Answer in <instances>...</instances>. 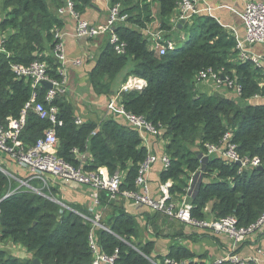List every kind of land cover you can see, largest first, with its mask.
Segmentation results:
<instances>
[{
  "label": "trees",
  "instance_id": "16d2710c",
  "mask_svg": "<svg viewBox=\"0 0 264 264\" xmlns=\"http://www.w3.org/2000/svg\"><path fill=\"white\" fill-rule=\"evenodd\" d=\"M73 1L79 13L90 3V0ZM155 2H159L158 16L165 38L171 40L181 32L185 34L182 47L165 55L151 50L142 32L154 19ZM177 2L112 0V4L121 3L123 13L129 15V25L115 29L127 43V52L117 54L106 37L89 81L96 94L109 97L115 91L113 83L126 68L129 72L125 81L131 76L145 79L148 83L145 89L121 92L120 96L129 112L160 125L162 138L169 141L165 154L170 157L171 165L160 173L161 183L173 181L170 193L178 200L186 194L188 185L183 177L187 172L198 174L190 196L192 217L218 220L235 216L239 226L247 227L264 214V169L252 167L240 171L238 164L203 155L207 144L220 145L225 133L231 130L239 154L250 159L260 158L264 168V105L248 103L255 94L264 95V88L259 86L262 76L252 63L237 60L234 36L214 17L195 15L183 23L182 29L174 27L171 19ZM52 3L56 12L50 8ZM2 5L6 15L0 21V34L4 35L1 36L4 52L0 53V125L9 117L18 118L34 93L31 81L17 79L11 64L30 65L40 60L47 63L48 74L58 78L52 31L64 25L58 17V8L64 5V0H3ZM44 43L49 44L50 54L43 55ZM209 67L242 86L243 94L238 101L198 90L195 78L200 70ZM47 90L44 85L35 91L38 101L44 100ZM65 98L55 100L59 120L63 122L55 126L58 155L79 166L80 158L73 153V149H78L87 156L85 170L104 167L110 174L125 172L122 189H135L139 165L148 155L140 134L114 118L106 119L101 125L94 121L78 125L74 107ZM51 126L50 121L40 119L29 110L21 137L24 144L33 146ZM196 142L198 151L189 147ZM32 184L41 186L37 181ZM11 188L10 179L0 170V199ZM58 190L45 189V193L49 191L48 195L65 203L67 208L27 189L18 190L1 201L0 242L21 245L31 256L19 258L7 249H0V264H34L35 259L39 264H92L91 232L105 253L112 254L119 249L116 264H153L151 260L160 264H167V260L176 264H208L204 255H195L177 244L170 246L165 256L155 255L156 241L137 240L140 222L126 210L125 200H111L101 191L99 205L91 211L87 206L64 201ZM98 213L102 227L94 223ZM154 214L148 216L150 227H156L159 219L164 225L172 220L160 212Z\"/></svg>",
  "mask_w": 264,
  "mask_h": 264
},
{
  "label": "built area",
  "instance_id": "2783aa9c",
  "mask_svg": "<svg viewBox=\"0 0 264 264\" xmlns=\"http://www.w3.org/2000/svg\"><path fill=\"white\" fill-rule=\"evenodd\" d=\"M151 1V0H150ZM121 3L113 4L110 7V14L105 25L95 26L85 20L81 13L75 8L73 0H64V5L59 8L58 15L69 14L76 22L75 35L78 38L94 39L100 36L108 38L110 45L114 51L123 55L127 52V43L120 38L115 32L118 26H126L129 15L123 13ZM206 14L214 17L213 8L209 5H204L202 0H178L177 8L171 23L174 27L179 26L182 22L192 19L195 15ZM219 24L230 31L236 41L237 60L246 63L250 62L253 68L258 70L262 76L259 83L260 87L264 88V1H248L240 15L244 33L238 30L237 27L229 24H224L214 17ZM54 48L53 54L58 61L57 69L58 78H53L48 74V65L46 62L35 60L30 65L11 64L13 74L17 79H27L31 81V86L34 93L30 102L23 108L21 115L18 118L9 117L5 124L0 125V153L5 154L10 159L15 161V164L28 172L29 176L26 179H17L8 171H1L9 178L18 180L23 187H28L35 193L45 196L43 191L50 190L51 180H56L62 187L78 189L79 187H88L91 189L93 207L91 211L99 205L100 192L105 191L111 200H125V203L130 204L135 208H147L153 212H160L173 220L180 221L187 226L212 231L218 235L228 237L235 248L224 257L216 259L208 264H264V251L259 249L255 256L244 257L236 252V246L245 241L249 236L264 232V214L250 226H239L235 216H227L218 220H196L192 217V204L190 196L194 192L193 184H190L186 189V194L179 196V199H173L170 188L173 181L168 180L160 186L159 198H153L149 187V174L153 167L159 163L163 170L171 165V159L167 154L158 155L149 151L146 159L139 165V171L135 180V189H122V184L125 179V172L117 171L110 174L104 167L97 170H85L83 160L86 159L85 154H81L78 149H73V153L80 158V165L75 166L58 155L59 138L55 129L56 125H62L59 120V108L55 104L58 97L66 96L68 93V74H67V57L65 47L66 33L60 29H53ZM184 40V36H183ZM151 45L152 49L159 51L160 55H165L170 51L177 49L175 40L165 38V32L160 29L153 34ZM4 39L0 40V53L4 52ZM261 46L262 50L257 51L256 47ZM75 65L82 64L81 60H76ZM44 83L51 84L44 95L43 101H38V88L44 86ZM196 86L200 84L214 85V91L223 89V97H228L234 100H239L242 97V86L234 79L225 77L222 72H216L209 67L198 72L195 78ZM147 81L143 78L131 76L128 82L123 86L121 92L140 91L147 87ZM121 92L111 98L108 104V111L119 116L124 120L125 124L133 130L137 131L143 144L148 143V138H158L162 136L161 126L154 125L144 116H140L129 112L121 101ZM233 96H227L228 93ZM217 94V93H216ZM264 95L255 94L248 100L249 104H259ZM32 110L40 119L48 120L53 125L52 128L46 130L42 137L37 139L33 146H26L22 140V133L26 126L27 113ZM76 123L82 124L81 119H77ZM207 157L217 156L224 159L227 163L238 164L241 162L242 171L245 168H258L261 165V160L258 157L252 159L243 157L237 150V145L233 142V132L228 130L220 145L207 144ZM37 181L40 183V188H35L32 183ZM12 193L7 194L3 199L9 197ZM47 197V196H46ZM48 199L53 200L51 197ZM3 199H0V203ZM55 202H59L55 198ZM61 203V202H60ZM67 208L66 205H62ZM1 213V210H0ZM101 214L95 215L94 223L100 225ZM90 249L93 255L92 264H116L119 258V249L114 253L107 254L99 246L96 236L93 232L89 235ZM11 249L23 251L27 253L25 247L16 245L12 242H0V249ZM15 257H18L17 255ZM167 264H176L173 261L167 260Z\"/></svg>",
  "mask_w": 264,
  "mask_h": 264
},
{
  "label": "crops",
  "instance_id": "0c3cea01",
  "mask_svg": "<svg viewBox=\"0 0 264 264\" xmlns=\"http://www.w3.org/2000/svg\"><path fill=\"white\" fill-rule=\"evenodd\" d=\"M2 1L0 0V15H1V7ZM248 1H264V0H202L204 5H209L213 8L214 17L218 18L220 22L224 24L233 25L238 28L241 34L244 33V28L242 26V21L240 15L244 9L245 4ZM112 0H90V3L85 6V10L81 13L82 17L90 22L92 25L101 26L105 25L108 21L110 14V7L112 6ZM53 12H56L55 4H51L50 6ZM59 9V8H58ZM153 10V21L148 23L146 29H142V32L149 42V48L152 49L151 43L153 34L158 32L160 28V19L158 16L159 11V2H155L152 7ZM58 17L63 21L64 25L61 28L65 33V47H66V57H67V74H68V96L67 102L71 103L74 107V113L82 114L83 116H90L94 121L101 122L108 118H114L119 123L125 124L124 120H122L119 116L108 111V104L112 97L117 96L123 86L120 89V92L116 93L113 96L106 97L104 95H98L94 92L91 83L89 81V75L91 71L94 69L97 63V58L100 56L101 50L105 44V36H100L94 39H86V38H78L75 35V27L76 22L69 14L58 15ZM132 26V25H130ZM135 28L137 26L134 25ZM181 35L184 36L182 32ZM46 54H50V46L49 44L45 46ZM257 51L262 50L261 46L256 47ZM76 60H81L82 64L77 66L74 64ZM130 78V77H129ZM128 78V80H129ZM119 80V79H117ZM127 80V82H128ZM126 82V83H127ZM119 83V82H118ZM113 88V86H112ZM227 96H233L232 93H228ZM252 105H264V98L260 100L259 104L252 103ZM157 138L149 137L148 143L144 144L148 150H155L157 145H155V140ZM159 149L164 152L163 147H159ZM162 152H158L157 154L161 155ZM5 159V155L0 153V164L5 165L7 169L15 174L16 176H23L25 172L21 170L19 167L16 168L9 167L10 163ZM162 165L157 163L151 173L149 174V187L150 193L153 198H159L160 196V173L162 172ZM50 190L59 189L58 192L63 196V200L65 201L66 197H70L71 202L81 205L87 206L90 209L93 207V199L91 189L88 187H79L78 189H70L65 188L60 185V183L56 180H51ZM68 195V196H66ZM67 200V199H66ZM65 205L62 201H59ZM126 210L137 216L138 221L143 219L142 213L147 210V208H135L131 207L130 204L125 203ZM209 210V209H208ZM148 211V210H147ZM153 212V211H152ZM170 226H175V224L181 225L179 222L169 220ZM151 228V227H150ZM200 230V229H199ZM223 238L227 239L224 241L222 239V245L217 242H212L211 251L214 256H209L207 258V263H212L216 259L224 257L228 253H230L234 248V244L232 241L224 236ZM220 237V236H219ZM151 240L156 241V246L161 253L160 255H166L168 252L167 246L170 242H159L156 238H151ZM172 246V245H171ZM166 247V248H165ZM162 250H161V249ZM262 249L264 251V232H259L249 236L245 241L238 244L236 246V252L240 253L244 257L255 256L257 251ZM164 250V253H162ZM200 255H203L204 252H198ZM158 255V254H157ZM153 264H160V261L151 260Z\"/></svg>",
  "mask_w": 264,
  "mask_h": 264
},
{
  "label": "rangeland",
  "instance_id": "374dc122",
  "mask_svg": "<svg viewBox=\"0 0 264 264\" xmlns=\"http://www.w3.org/2000/svg\"><path fill=\"white\" fill-rule=\"evenodd\" d=\"M5 12L6 11L3 10V5H2V7H1L0 21L5 17V15H6ZM1 36H4V35H1L0 34V40L2 39ZM182 36L183 35L180 34L179 36H174L173 38H171V40H175V43H176L177 48L182 47V45L184 43V40H183V37ZM44 45L46 46L48 44L47 43H44ZM43 55H47L46 54V50L43 53ZM98 58H99V56H98ZM131 66H132V63H131ZM128 72H129V68H126L125 70H123L121 72V74L118 76V79L119 80H116V82L113 83L112 86H113V88L115 90L114 91V95L116 93L120 92L121 87L126 84V82H127L128 79L125 81V78H126V75L128 74ZM197 88H198V90L200 92L207 93V94H216V93H217V95L224 94V90L223 89L218 90L217 92L214 91V85H212V84L211 85L200 84V85L197 86ZM67 98H68V96H66V98H65L66 101L68 100ZM75 117H76V120L77 119H81L82 122L94 121L90 116H83L80 113H78V114L76 113L75 114ZM104 121L105 120H103L101 122H98L97 121V123L99 125H101ZM94 122H96V121H94ZM52 127L53 126H51L50 128H52ZM168 143H169L168 140L163 139L162 136H159L155 140V145H157L158 147H156L155 150L153 149V151H151V150L150 151L153 152V153H155V154H157L158 152L160 153L162 151L159 149V147L162 146L163 149H164V152H162V153H165L166 147H167V144ZM189 147L192 148L194 151H198L199 150V144H198V142H196L195 144H189ZM205 155H206V152L204 153L203 156H205ZM5 159L8 161L7 163H10L9 167H11L13 169L16 168L17 165L15 164V161H13L12 159H10L6 155H5ZM83 163H84V160H83ZM0 168L8 171L13 176H15L17 179H26L29 176L28 172L25 171V170H23V169H21V168L20 169L25 172V174L23 176H16L12 172H10L7 169V167H5V165H1L0 164ZM199 175H200V173H199ZM196 176H198V174L196 175V173H189V172H187L186 176L183 177V179L188 184L187 187L190 184H194L195 183ZM212 178H214V176H212ZM9 179H10V181L12 183V186H13V188H11V189H13V190H11L10 192H8L7 194H9V193H12L13 194L14 192H16L18 190H21V189H27V190L33 191L30 188H28V187L21 186L20 182L18 180H16V179H14V178H9ZM32 186L35 187V188H39V187H36V185H33V184H32ZM43 193L45 194V196H43V197H46V196L47 197H51L53 199V201H55V198L54 197L48 195L49 194V191H47V193H45V190H44ZM5 196H3V198ZM66 196H68V195H66ZM60 197L63 198V196H61V193H60ZM3 198H1V199H3ZM66 199H65V201H67L68 203L76 205L75 203L71 202L70 197L69 198L66 197ZM145 209H146V207H145ZM147 210L142 213L143 219H140L139 238L137 239L138 241L146 242L147 240H150L151 238H156V240H159V242H161V243L162 242H165V243L166 242H170L168 244L169 246H167L168 249L170 248L171 245L177 244V245H181V246L186 247L187 249H189L191 252H193L195 255H198V256L200 255L198 252H201L202 251V252H204L203 255L206 258H208L209 256H214L212 254L211 249H210L211 248L210 246H211L212 242H217L218 244H221L222 245L223 244L222 243V239H224V241H227V239L223 238V236L218 235V234H216V233H214L212 231L204 230V229H202V230L200 229L199 230L198 228L190 227V226H187V225L186 226H181V225L175 224V223H174L175 226L164 225L161 219L158 220V225L156 227L151 226V228H150V225H148V216L149 217H153L155 214H154V212H152L150 210L147 211ZM9 251L11 252V254L13 256H16L17 255L19 258H25L26 256H28L26 253H23V251H19L18 254H17V250L14 251V250L9 249ZM10 252H9V254H10ZM159 253H161V252L159 251L158 246H156V250H155V253L154 254L155 255H157V254L160 255ZM162 253H164V250H163Z\"/></svg>",
  "mask_w": 264,
  "mask_h": 264
},
{
  "label": "water",
  "instance_id": "95a60500",
  "mask_svg": "<svg viewBox=\"0 0 264 264\" xmlns=\"http://www.w3.org/2000/svg\"><path fill=\"white\" fill-rule=\"evenodd\" d=\"M183 23H184V22H182V24L179 26L180 28H182ZM44 84H45L48 88L51 87V84H49V83H44ZM238 165L241 166V162H239ZM263 169H264L263 166H259V167H258V170H260V171H262ZM58 203L61 204V205H63V204L60 203V202H58ZM0 220H1V218H0ZM34 264H39V260L35 259V260H34Z\"/></svg>",
  "mask_w": 264,
  "mask_h": 264
},
{
  "label": "bare ground",
  "instance_id": "6f19581e",
  "mask_svg": "<svg viewBox=\"0 0 264 264\" xmlns=\"http://www.w3.org/2000/svg\"><path fill=\"white\" fill-rule=\"evenodd\" d=\"M58 10H59V9H58ZM200 15H201V14H200ZM180 25H181V24H180ZM180 25H179V26H180ZM182 26H183V25H182ZM179 29H182V28L179 27ZM181 33H182V32H181ZM181 33H180V34H181ZM184 36H185V34H184ZM182 37H183V36H182ZM1 40H3V37H2ZM82 123H83V122H82ZM76 124H77V123H76ZM143 145H144V144H143ZM144 146H145V145H144ZM145 147H146V146H145ZM146 148H147V147H146ZM147 149H148V148H147ZM148 153H149V150H148ZM163 154H165V153H163ZM163 154H161V155H163ZM158 155H159V154H158ZM148 210H149V209H148ZM150 211H151V210H150ZM172 220H173V219H172ZM174 221H177V220H174ZM177 222H180V221H177ZM180 223H182V222H180ZM183 224H184V223H183ZM2 243H5V242H2ZM6 249H7V248H6ZM7 250H9V249H7ZM27 255H28V257L31 256V255H29V254H27Z\"/></svg>",
  "mask_w": 264,
  "mask_h": 264
}]
</instances>
